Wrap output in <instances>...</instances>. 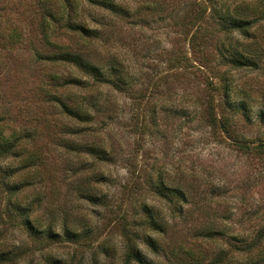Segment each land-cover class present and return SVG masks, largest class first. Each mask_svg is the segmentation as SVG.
Segmentation results:
<instances>
[{
  "label": "rangeland",
  "instance_id": "rangeland-1",
  "mask_svg": "<svg viewBox=\"0 0 264 264\" xmlns=\"http://www.w3.org/2000/svg\"><path fill=\"white\" fill-rule=\"evenodd\" d=\"M40 1L0 0V126L21 138L0 172L10 168L9 182H23L15 195L0 186V213L11 197L58 238L34 239L2 215L0 250L20 253L18 264H121L123 235L150 233L138 226L146 206L168 224L154 235L160 256L136 241L158 264H191L189 255L207 264L221 252L224 264L251 256L249 264H264V243L233 249L264 230V147H256L264 145V19L244 40L219 31L205 0H114L127 16L86 6L83 21L99 38L63 30L52 40L117 67L122 84L112 88L45 59L54 52L41 35ZM237 42L256 50L257 69L221 62V44ZM55 76L81 79L85 89ZM82 99L89 116L81 119L59 105ZM75 144L97 146L105 158L70 150ZM158 182L186 202L158 197ZM64 228L80 239L67 240Z\"/></svg>",
  "mask_w": 264,
  "mask_h": 264
},
{
  "label": "trees",
  "instance_id": "trees-1",
  "mask_svg": "<svg viewBox=\"0 0 264 264\" xmlns=\"http://www.w3.org/2000/svg\"><path fill=\"white\" fill-rule=\"evenodd\" d=\"M205 1L207 2L210 9V17L216 26H218L219 31L225 34L236 33L244 40L249 38L252 34L251 28H258V23L264 19V0H257L255 8L246 4V0H239V3L232 5L231 8L229 5L225 4V2L230 0ZM86 6L92 7L94 9L104 10L111 14H123L124 16H127V14H125L126 12L123 10V7L116 4L114 0H41V35L44 43L51 47L52 51L54 52L45 59L51 63H64L71 65L82 75L90 78L93 81V84H105L112 88H120V85L122 84V78L120 77V70H118L117 67L106 64L105 66H102L107 67L106 70H104L100 64H95L86 59L88 57L85 54L73 50L71 51L69 49L70 47L68 48L63 44H59L52 40L54 35H59V33L63 30L69 32L71 36H78L92 41L99 38L102 31L98 30V28L88 27L83 21L81 13L85 10ZM97 21L99 24H101V22H99L101 20ZM256 24L258 26H254ZM51 26H54L56 30L54 31ZM49 31H51V36ZM237 47L236 45L232 44H221L219 47L221 62L237 68L251 67L252 69H257V62L249 58V56H253V53L257 54L253 46H251V44H245L244 42H237ZM52 80L61 86L67 84L76 85L79 88H84L85 86V82L83 80L76 78L64 79L62 82H60L61 79L58 76H55L52 78ZM84 104H86V100L83 99L76 102L74 106H68L63 102L59 103L62 111L65 114L76 119L84 118L87 115ZM238 108H240V110L246 111L243 103H240ZM263 114L264 112L261 111V117H263ZM20 141L21 138L17 134L12 133L10 135H6L4 129L2 126H0V161L14 156ZM70 147V150L80 151L90 156H98V158H105V153L97 146L79 147L75 144L74 146ZM256 147L261 148L264 147V145L259 144ZM13 175L14 172L11 171L10 168L0 172V186L11 195H15V193L19 192L23 187V182H9V179L13 177ZM152 191L158 197L164 199L167 203L172 205H174L177 201L181 203L186 202V196L182 190L178 188H170L161 182H158L152 186ZM142 209L144 218L138 221V226L146 228L150 233L142 232V234H136L132 232L123 235L124 243L123 253L120 259L121 264H158L157 260L149 259L146 257V255H144L143 251L141 250L142 248H140L136 241H140L144 247H146L148 252L155 258L164 253V248L159 243L160 240L154 235L164 234L168 228V224L164 221H160L151 208L143 206ZM31 212L32 209L30 206H22L17 201L12 200V198L9 197L7 204L0 213V219L3 218L2 215H4L5 219L9 217L10 222L13 225H20L23 229H25L28 235L34 239H39L41 237H45L47 240L58 238V235L55 234L50 227H47L44 230H39L38 227L35 226V222H32L29 219ZM0 222L4 223L3 219H1ZM61 235L70 241H77L81 237L80 234L71 228H64ZM263 243L264 230L259 232V236L253 238L244 248L236 246L233 249L236 252H250ZM19 256L20 253L13 250H0V264H18L16 260ZM231 256H233V254H231ZM226 257V253L223 254L221 252L207 264H224V259ZM250 258L253 257L251 256ZM250 258H248V260L249 262H252L253 259ZM187 259L191 264L200 263L198 258L193 255L187 256ZM247 262L244 261L241 264H249V262ZM53 264L60 263L55 261Z\"/></svg>",
  "mask_w": 264,
  "mask_h": 264
}]
</instances>
